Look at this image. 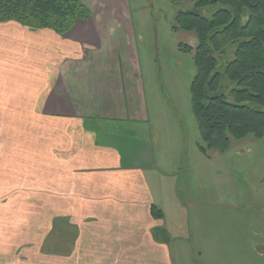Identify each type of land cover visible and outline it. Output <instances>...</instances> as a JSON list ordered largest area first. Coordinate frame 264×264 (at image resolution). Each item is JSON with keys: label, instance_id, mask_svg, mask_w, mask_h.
<instances>
[{"label": "crops", "instance_id": "crops-1", "mask_svg": "<svg viewBox=\"0 0 264 264\" xmlns=\"http://www.w3.org/2000/svg\"><path fill=\"white\" fill-rule=\"evenodd\" d=\"M96 1L64 35L0 23V264H173L139 36Z\"/></svg>", "mask_w": 264, "mask_h": 264}, {"label": "rangeland", "instance_id": "rangeland-1", "mask_svg": "<svg viewBox=\"0 0 264 264\" xmlns=\"http://www.w3.org/2000/svg\"><path fill=\"white\" fill-rule=\"evenodd\" d=\"M194 2L123 0L119 4L129 12L139 36L140 73L151 115L153 169L163 175L160 198L171 228L172 262L264 264L259 254L264 249V137L231 138L226 151L203 153L199 149L204 143L190 92L196 73L194 51L183 48H195L198 39L175 29L177 13L192 9ZM177 202L182 210L174 207ZM178 222L181 230L173 229ZM257 230L262 231L259 237ZM151 256L143 259L151 260ZM43 257L58 259V264L67 262ZM105 258L107 264H119L118 256Z\"/></svg>", "mask_w": 264, "mask_h": 264}, {"label": "trees", "instance_id": "trees-1", "mask_svg": "<svg viewBox=\"0 0 264 264\" xmlns=\"http://www.w3.org/2000/svg\"><path fill=\"white\" fill-rule=\"evenodd\" d=\"M91 17L85 0H0V23L14 21L60 35ZM175 20L176 30L198 39L195 48H183L194 51L190 92L204 143L199 149L226 151L231 138H263L264 0H195ZM159 235L167 241L165 233Z\"/></svg>", "mask_w": 264, "mask_h": 264}]
</instances>
